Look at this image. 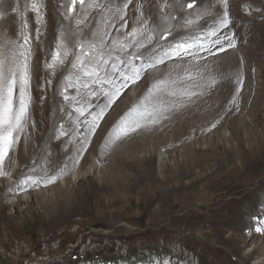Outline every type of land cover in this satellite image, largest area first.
Wrapping results in <instances>:
<instances>
[{"label": "rangeland", "instance_id": "1", "mask_svg": "<svg viewBox=\"0 0 264 264\" xmlns=\"http://www.w3.org/2000/svg\"><path fill=\"white\" fill-rule=\"evenodd\" d=\"M228 1L231 23L224 32L232 35L236 47L201 61L218 80L214 88L170 121L141 130L101 155L112 127L149 84L187 67L185 61L161 65L125 90L101 121L75 168L86 173L93 163L94 174L78 182L71 180L72 173L65 176L67 190L58 180L14 193L10 189L33 160L39 166L50 153L51 172L70 165L82 147L75 138H53L61 122L71 130L66 116L71 109L60 95L70 69L66 65L52 74L46 68L62 26L68 27L61 15V5L68 0H43L39 40L35 14L26 12L34 52L35 127L30 126L28 140L22 138L16 153L10 154L11 179L0 178V264H78L84 262L82 257L99 254L103 261L91 264H264V0ZM141 2L145 14L155 16V0ZM200 2L210 10L213 5L223 8L219 0ZM27 3L4 0L0 5L5 13L0 29H11L13 38ZM136 4L133 0L129 6L128 26L122 32L136 24ZM216 8L202 26L216 18ZM99 15L92 12L89 22ZM121 23L111 29L113 37L120 34ZM68 94L74 95L75 89ZM24 193L32 196L28 202L21 199Z\"/></svg>", "mask_w": 264, "mask_h": 264}, {"label": "snow or ice", "instance_id": "2", "mask_svg": "<svg viewBox=\"0 0 264 264\" xmlns=\"http://www.w3.org/2000/svg\"><path fill=\"white\" fill-rule=\"evenodd\" d=\"M132 2L68 0L67 4L61 5L64 9L61 15L68 27L62 26L46 68L54 74L56 70L69 66L70 70L60 85V95L71 109L66 113L71 130L61 122L54 128L53 138L58 140L67 136L70 141L75 138L82 147L76 149L70 165L62 164L51 172L47 167L50 153H45L39 166L33 160L28 173L10 191L26 192L30 188L47 187L73 173L101 121L125 90L142 81L146 74L158 71L161 65L185 61L187 67L176 74L170 71L149 84L145 93L112 127L101 155L141 130H151L170 121L177 112L195 105L197 98H202L207 90L215 87L217 78L201 61L236 47L232 35L224 32L231 23L228 0H220L223 12L203 26L200 22L213 12L200 0H174L173 3L155 0V16L146 15L143 2L137 0L136 24L131 31L122 32L128 26L125 17ZM3 3L4 0H0V5ZM43 8V0H29L24 5L19 12L20 25L15 38L6 28L0 29V178L11 179L9 168L13 159L10 154L16 153L22 138L28 140L30 126L35 127L31 113V58L34 52L25 14L28 11L35 14V39L39 40ZM110 11L116 14L108 17L106 13ZM92 12L100 13L93 18L94 23L89 22ZM4 17L5 13L0 11V20ZM117 21L123 23L117 29L118 37H113L111 29ZM237 82L242 85V77H238ZM47 83L51 84V79ZM69 89H75V94L69 95ZM235 102L233 98L232 103ZM60 111L64 112V108L61 107ZM215 127L213 124L212 128Z\"/></svg>", "mask_w": 264, "mask_h": 264}, {"label": "bare ground", "instance_id": "3", "mask_svg": "<svg viewBox=\"0 0 264 264\" xmlns=\"http://www.w3.org/2000/svg\"><path fill=\"white\" fill-rule=\"evenodd\" d=\"M220 1V0H219ZM229 2V1H228ZM215 5H213V7L211 8V10L212 11H214V9H217L216 7H218L220 10L218 11V13L220 14V13H222L223 12V8L221 9V7H219V6H215ZM223 7V6H222ZM135 12V11H134ZM6 28V27H5ZM7 28H9V27H7ZM12 28V27H11ZM7 31H8V33L9 34H11V29H7ZM14 32H16V30L14 31ZM12 35V34H11ZM95 170H96V166H95V164H91L90 165V167L88 168V171L85 173V172H80V171H75V172H73L72 173V175H71V180H73V181H75V182H78L79 180H81V179H83L85 176H87V175H91V174H94L95 173ZM8 180V179H7ZM1 182V181H0ZM9 182V181H8ZM60 186H62V187H65L66 188V190L67 189H69V187H68V183H67V180H61L60 181ZM52 188H50V189H45V190H43V193H47L49 190H51ZM32 196H31V194L30 193H24V194H22L21 195V199L23 200V201H29V199L31 198ZM244 243H243V245H244V247L245 246H247V242H245V241H243ZM262 250L261 248H254L253 250L254 251H257V250ZM263 264V263H262Z\"/></svg>", "mask_w": 264, "mask_h": 264}]
</instances>
